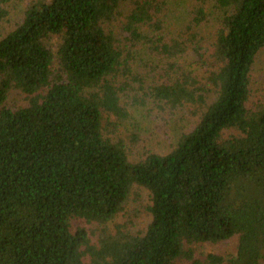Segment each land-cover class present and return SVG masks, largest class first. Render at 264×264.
Here are the masks:
<instances>
[{"label": "trees", "instance_id": "16d2710c", "mask_svg": "<svg viewBox=\"0 0 264 264\" xmlns=\"http://www.w3.org/2000/svg\"><path fill=\"white\" fill-rule=\"evenodd\" d=\"M10 3L0 264H264V97L252 101L264 0H30L3 31ZM132 87L188 124L131 157ZM142 190L151 221L136 233L127 208ZM233 237V255L191 247Z\"/></svg>", "mask_w": 264, "mask_h": 264}, {"label": "rangeland", "instance_id": "374dc122", "mask_svg": "<svg viewBox=\"0 0 264 264\" xmlns=\"http://www.w3.org/2000/svg\"><path fill=\"white\" fill-rule=\"evenodd\" d=\"M29 1L11 0L9 4L11 13L7 21L3 24V31L9 30L22 17ZM119 23L120 20L118 21ZM263 97L264 50L259 54L252 70V101H259ZM10 100L12 105L27 104L24 94L20 91H13ZM123 104L130 113L124 125V132L127 135V144L132 153L131 157L135 154L141 156L150 149L160 151V148L169 146V144L175 141L179 133L183 131L186 124H188V122L180 120L178 112L173 114L170 110L158 109L152 102H143L141 100V94L133 87L125 93ZM129 134H134L133 141H130ZM141 195L142 200L133 201L129 208H127L128 214L131 217V231L136 233L145 231L151 221V216L147 213L145 207L149 204V194L146 190H142ZM86 225L93 232L92 235L96 239L95 234H99V227L95 224ZM237 246L238 238L233 237L225 242L195 244L191 247L199 254L217 252L223 255H233L237 252Z\"/></svg>", "mask_w": 264, "mask_h": 264}]
</instances>
